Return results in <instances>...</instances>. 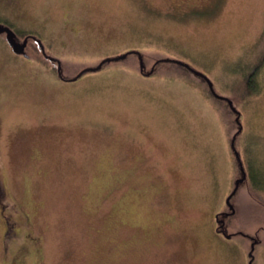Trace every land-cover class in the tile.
<instances>
[{
    "label": "rangeland",
    "instance_id": "rangeland-1",
    "mask_svg": "<svg viewBox=\"0 0 264 264\" xmlns=\"http://www.w3.org/2000/svg\"><path fill=\"white\" fill-rule=\"evenodd\" d=\"M0 22L55 59L0 35V264H264V0H0ZM131 50L151 75L87 70Z\"/></svg>",
    "mask_w": 264,
    "mask_h": 264
},
{
    "label": "water",
    "instance_id": "water-1",
    "mask_svg": "<svg viewBox=\"0 0 264 264\" xmlns=\"http://www.w3.org/2000/svg\"><path fill=\"white\" fill-rule=\"evenodd\" d=\"M0 35H4L5 36V41L7 42L8 46L11 48V50L15 54L27 56V53L25 51V47L27 45L28 37H25L22 41H20L19 38H18V36H17V34L15 33V31L12 28H10L8 25L3 24L2 22H0ZM37 41L40 44V48H41V51L44 54V56H46L47 58H49L51 60H55L53 57L48 56V55L45 54V51H44V48H43L42 44L40 43L39 40H37ZM132 53H136L137 54V56L139 58L140 70L142 72L143 71V68L145 67V63L143 61V57L140 54V52H138L136 50H131V51L125 52L123 54H119L117 56H112V57L104 58L103 60H101V62H99V64L97 66H95L93 68H88L87 70L88 71H96V70H99V69H101V67L104 64L111 63V62H118L120 60L125 59L129 54H132ZM159 61L172 62V63H175L177 65L183 66L188 71H190L191 73H193L195 76L201 77L204 80H206L207 83H208V86H209V89H210L212 95H214L217 99H221V100L226 101L227 104L229 105V107L232 109V111L236 114V123L239 124L238 131L241 130L242 127H241V124H240V121H239V119H240V113H239V111L233 105V102H232L231 99L226 98V97H222V96H220L219 94H217L215 92L212 82L209 80V78L206 75H204L203 73H201V72L197 71L196 69L192 68L189 64H187L185 62H182V61H179V60H174V59H170V58H164V59L159 60ZM57 64H58L57 65V72H58V75L60 76L61 75V65H60V61H57ZM151 72H152V70L149 71L148 74H150ZM81 75L82 74H79L77 77H80ZM77 77H75L74 79H76ZM234 142H235V136H233V138L231 140V148L234 151L235 158H236V160L238 161V163L240 165V168H241V170H240L241 171V177H239L235 181V188L232 191V193L229 195V197L227 198V204H228V206L230 208H233V206L230 204L229 198H231L235 194V192L237 191L240 183H242L244 181V179H245V172H244L242 163L240 161L239 153L235 149ZM252 250H253V244L251 246V250H250V253H249V256H251L250 261H249V264H251V262H252Z\"/></svg>",
    "mask_w": 264,
    "mask_h": 264
},
{
    "label": "flooded vegetation",
    "instance_id": "flooded-vegetation-1",
    "mask_svg": "<svg viewBox=\"0 0 264 264\" xmlns=\"http://www.w3.org/2000/svg\"><path fill=\"white\" fill-rule=\"evenodd\" d=\"M17 34V33H16ZM28 36V43H29V41H31V42H36V44L40 47V44L38 43V39H37V37L35 36V35H33V34H28L27 35ZM23 40V39H22ZM28 43H27V45H28ZM26 45V46H27ZM41 49V48H40ZM137 51V50H136ZM134 55H136V57H137V59H138V61H139V58H138V56H137V54L136 53H133ZM45 58H47L46 56H45ZM47 60L48 61H50V62H54V60H51V59H49V58H47ZM144 61V60H143ZM54 64H55V62H54ZM51 67L52 68H54V69H56L57 68V65L55 66V65H51ZM156 69V65L155 64H152L150 67H149V69H148V67L145 65V67L143 68V71L141 72V70H140V67H139V71H140V73L142 74V75H144V76H149V75H151L153 72H154V70ZM152 70V72L150 73V74H148V72L149 71H151ZM190 72V71H189ZM193 74V73H192ZM60 77V76H59ZM198 77V76H197ZM61 79H63V80H68V79H64L63 77H60ZM202 82H204L206 85H207V87H208V90H209V94L213 97V98H216L214 95H212V93H211V91H210V89H209V86H208V83H207V81L206 80H204L203 78H201V77H198ZM217 99V98H216ZM224 101V100H223ZM243 182H245V179H244V181ZM223 232V231H222ZM255 235H258L257 233L255 234ZM249 238H250V240L251 239H253V237H256V239L258 238V236H248ZM259 239V238H258Z\"/></svg>",
    "mask_w": 264,
    "mask_h": 264
},
{
    "label": "trees",
    "instance_id": "trees-1",
    "mask_svg": "<svg viewBox=\"0 0 264 264\" xmlns=\"http://www.w3.org/2000/svg\"><path fill=\"white\" fill-rule=\"evenodd\" d=\"M21 36V35H20ZM32 44H33V46H34V48H36L37 49V51H39V53H40V58H38L39 59V61L40 62H42L43 64L44 63H46V62H48V60H47V58H45V56L42 54V52H41V49H40V47L36 44V42H31ZM133 54V53H132ZM131 54V55H132ZM166 63H168V62H166ZM107 64H109V63H107ZM107 64H104V66H106ZM179 68H181V70L182 71H184V72H186V73H188L189 71L185 68V67H183V66H178ZM256 71H258V69L256 70ZM191 73V72H190ZM254 76H255V74H253V72H251L250 74H248L247 75V78H246V82H248V83H252L253 84V88L252 87H246L248 90H247V93L248 94H251V91H257L256 90V88H257V86H256V84H255V82H254ZM250 83V84H251ZM247 84V83H246ZM252 84H251V86H252ZM252 88V89H251ZM246 93V94H247Z\"/></svg>",
    "mask_w": 264,
    "mask_h": 264
}]
</instances>
